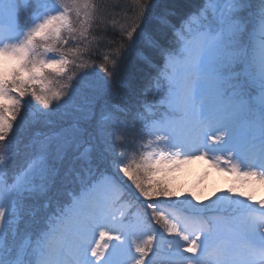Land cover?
Masks as SVG:
<instances>
[{
  "label": "snow or ice",
  "instance_id": "snow-or-ice-1",
  "mask_svg": "<svg viewBox=\"0 0 264 264\" xmlns=\"http://www.w3.org/2000/svg\"><path fill=\"white\" fill-rule=\"evenodd\" d=\"M133 11L114 39L93 0H0V264H264V0ZM193 161L232 186L180 199Z\"/></svg>",
  "mask_w": 264,
  "mask_h": 264
},
{
  "label": "trees",
  "instance_id": "trees-1",
  "mask_svg": "<svg viewBox=\"0 0 264 264\" xmlns=\"http://www.w3.org/2000/svg\"><path fill=\"white\" fill-rule=\"evenodd\" d=\"M94 3H97L101 6V9L105 16V24L102 25V28H106L107 30L104 32V35L107 38L119 39L118 32L120 26L128 23L130 24L132 18L134 16L133 5L134 0H93ZM160 3H175L177 0H159ZM113 22H115V26H113ZM100 29L95 28L90 34V39L92 36H99ZM70 47H74V44L68 45ZM111 45L107 43V40L100 41L97 44L93 45L94 52L89 55L85 53V58L89 60L90 63L96 68V71L99 72V65L102 64L103 54L106 51L111 49ZM73 70H75V66L73 65ZM90 69H81L79 71H89ZM147 68L143 64V62L137 57L135 51L131 53H125L124 57L120 62V66L117 70L116 82H117V90L121 95L127 90L129 84L139 83L142 81L147 73ZM103 75V73H100ZM64 77H55L56 81L63 82ZM35 103V102H33ZM10 135H12L10 133ZM87 147V145H85ZM83 151V149H81ZM139 155V148H136L134 145H130L127 149V155L131 157L133 152ZM130 183V182H129ZM227 191V190H226ZM223 192V191H222ZM150 214V213H149ZM162 223L160 226L162 227Z\"/></svg>",
  "mask_w": 264,
  "mask_h": 264
},
{
  "label": "rangeland",
  "instance_id": "rangeland-1",
  "mask_svg": "<svg viewBox=\"0 0 264 264\" xmlns=\"http://www.w3.org/2000/svg\"><path fill=\"white\" fill-rule=\"evenodd\" d=\"M230 182L232 185V177L208 167L204 161H193L182 166L174 174L173 180L175 188L182 193L180 199L187 197L192 203H207L208 198L214 199L213 192L219 194L228 187ZM242 190L251 192L257 199L264 197V185H256L255 188H244ZM193 194L199 198L198 201L192 199ZM118 209L121 210L119 204L114 209L117 216H119Z\"/></svg>",
  "mask_w": 264,
  "mask_h": 264
}]
</instances>
